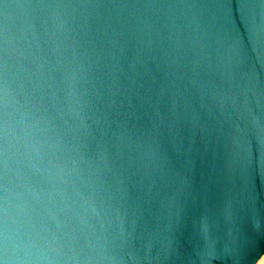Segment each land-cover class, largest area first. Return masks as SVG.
Segmentation results:
<instances>
[{
    "label": "water",
    "instance_id": "obj_1",
    "mask_svg": "<svg viewBox=\"0 0 264 264\" xmlns=\"http://www.w3.org/2000/svg\"><path fill=\"white\" fill-rule=\"evenodd\" d=\"M264 0H0V264H257Z\"/></svg>",
    "mask_w": 264,
    "mask_h": 264
},
{
    "label": "rangeland",
    "instance_id": "obj_2",
    "mask_svg": "<svg viewBox=\"0 0 264 264\" xmlns=\"http://www.w3.org/2000/svg\"><path fill=\"white\" fill-rule=\"evenodd\" d=\"M258 264H264V256L259 260Z\"/></svg>",
    "mask_w": 264,
    "mask_h": 264
},
{
    "label": "bare ground",
    "instance_id": "obj_3",
    "mask_svg": "<svg viewBox=\"0 0 264 264\" xmlns=\"http://www.w3.org/2000/svg\"><path fill=\"white\" fill-rule=\"evenodd\" d=\"M263 256H264V255H263ZM263 256H262V257H263ZM262 257H261V258H262ZM261 258H260V259H261ZM258 262H259V261H258ZM257 264H258V263H257Z\"/></svg>",
    "mask_w": 264,
    "mask_h": 264
}]
</instances>
